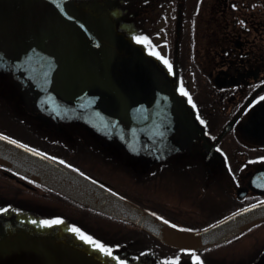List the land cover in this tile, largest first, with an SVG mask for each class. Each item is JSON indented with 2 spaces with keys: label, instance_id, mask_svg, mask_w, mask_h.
Listing matches in <instances>:
<instances>
[{
  "label": "flooded vegetation",
  "instance_id": "af4514ba",
  "mask_svg": "<svg viewBox=\"0 0 264 264\" xmlns=\"http://www.w3.org/2000/svg\"><path fill=\"white\" fill-rule=\"evenodd\" d=\"M1 2L0 131L122 193L166 196L180 225H208L264 200V159H257L264 157V0ZM132 44L166 101L164 117L148 128L69 98L64 87L71 75L116 80ZM160 169L171 181L175 172L176 187L152 186ZM255 175L257 189L249 186ZM186 178L213 187L185 188ZM258 232L195 254L203 264H264V229Z\"/></svg>",
  "mask_w": 264,
  "mask_h": 264
},
{
  "label": "water",
  "instance_id": "95a60500",
  "mask_svg": "<svg viewBox=\"0 0 264 264\" xmlns=\"http://www.w3.org/2000/svg\"><path fill=\"white\" fill-rule=\"evenodd\" d=\"M5 11V5L0 0V21ZM65 65L66 60L62 63V70ZM117 68L119 71L115 73L114 81L71 75V80H64L68 97L107 116L145 128L150 123H160L166 108L163 87L136 44H132V58L128 54L121 57ZM4 136L0 135V164L84 205L134 223L170 247L201 249L264 220V202L258 201L198 231L171 227L52 157L20 142L14 143V139H4ZM256 179L257 175L249 180L253 189H257L254 185ZM0 264L107 263L62 240L44 236L23 238V234L18 233L8 244V249L0 250Z\"/></svg>",
  "mask_w": 264,
  "mask_h": 264
},
{
  "label": "trees",
  "instance_id": "16d2710c",
  "mask_svg": "<svg viewBox=\"0 0 264 264\" xmlns=\"http://www.w3.org/2000/svg\"><path fill=\"white\" fill-rule=\"evenodd\" d=\"M164 174L162 169H160L153 175L158 181L155 184L150 183V185H155L158 188H164L169 185L176 187L175 172L173 174L171 171L169 174V177H173V181H175L174 185L171 184L173 181L170 178L166 179ZM149 177L150 175L146 173L142 175L140 180L134 179L132 190L134 191L138 186H144ZM197 182L192 183L186 178L183 186L185 188L193 185L206 186L208 188L213 187L210 180L208 181L202 178L197 180ZM112 190L138 204L153 215L159 218L163 217L162 220L171 225L187 229H197L205 226L198 224L180 225L178 223L179 218L177 213L173 212V210L166 209L167 201L164 195L158 201L149 202L144 199V194L141 195L134 192L132 194H123L114 186H112ZM151 203L156 204V206ZM153 207L155 208L153 209ZM0 208L4 209V211H0V247H4L6 244L4 241L12 239L16 232H23L26 237L48 236L64 240L72 245L85 249L87 252L108 264H117L113 257L93 247L85 239H82L77 232L72 231L71 226L76 225L82 232L87 233L96 240L110 247L113 245L118 246L113 247L112 252L125 260L126 264H179L181 257L178 253L185 252L159 243L156 239L130 222L82 205L59 192L47 188L28 177L12 172L1 165ZM54 217H61L60 222L51 224L41 223L42 220L52 219ZM254 227H256L254 229H258V227L264 229V221L259 222ZM262 229L257 230V232L262 231ZM205 250H200V252L204 254ZM192 252L196 253L198 251ZM192 252L188 251L185 253L192 255ZM205 258L210 262L208 257Z\"/></svg>",
  "mask_w": 264,
  "mask_h": 264
},
{
  "label": "snow or ice",
  "instance_id": "6c2138e0",
  "mask_svg": "<svg viewBox=\"0 0 264 264\" xmlns=\"http://www.w3.org/2000/svg\"><path fill=\"white\" fill-rule=\"evenodd\" d=\"M235 6V5H233ZM137 40H141V41H147V37H134ZM153 54L159 56L160 54L158 52H155L154 50ZM161 60H163V62L168 65L169 70L171 71L172 66L169 64L168 60L161 56L160 57ZM179 91L184 92L185 95H187V92L185 91V89L183 88V86L181 85V87L179 88ZM189 103H192L191 97H189ZM201 123H203V121H201ZM3 135V134H0ZM4 139H11L10 137L4 136ZM14 143H19V141H13ZM23 146V145H22ZM38 151V150H37ZM257 159H264V157H258ZM264 202V201H262ZM251 207V205H250ZM0 211H4V209L0 208ZM161 219H163V217H161ZM61 217H54L52 219H45L42 220L41 223L43 224H51V223H58L60 222ZM71 230L74 232H77L82 239H85L89 244H91L93 247L98 248L101 252L106 253L108 256L113 257V259L117 262V264H126V261L121 259L119 256H116L113 252H112V248L113 247H118L116 245L113 246H109L105 243H102L99 240H96L94 237L88 235L87 233L82 232L79 228L76 227V225H72L71 226ZM184 251H189L192 252L191 249H185ZM192 259L195 261H200V257L197 256L194 252H192ZM200 264H203V261H200Z\"/></svg>",
  "mask_w": 264,
  "mask_h": 264
},
{
  "label": "rangeland",
  "instance_id": "374dc122",
  "mask_svg": "<svg viewBox=\"0 0 264 264\" xmlns=\"http://www.w3.org/2000/svg\"><path fill=\"white\" fill-rule=\"evenodd\" d=\"M207 4V3H206ZM210 18V17H209ZM203 20V22L201 23V26L203 27V28H205L206 30L204 31V34H206V33H208V31H209V28L211 27V25H209L210 23H209V19H202ZM203 33V32H202ZM2 133H4V134H7V132H9V131H7V132H5V131H1ZM10 133V132H9ZM132 149L134 150V151H138V152H141V151H143V150H145L146 149V147L145 146H141V145H134L133 147H132ZM122 193V192H121ZM123 194H127V192H125V193H123ZM129 194H131V193H129ZM178 200V199H177ZM154 200H149V202H153ZM151 204H153V203H151ZM154 206H156V204H153ZM155 207H153V209H154ZM157 208V207H156ZM157 209H159V208H157ZM262 229V227H258V229H255L254 230V232H257V230H261ZM258 233H260V232H258ZM143 236H144V234H142ZM145 237H147V236H145ZM182 256H180V257H182L183 258V261L182 262H180L181 264H185V262H188L187 260H189L190 261V258L189 257H186L184 254H181ZM181 259V258H180ZM181 261V260H180Z\"/></svg>",
  "mask_w": 264,
  "mask_h": 264
}]
</instances>
